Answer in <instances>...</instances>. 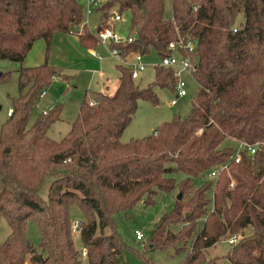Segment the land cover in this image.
Segmentation results:
<instances>
[{
    "label": "trees",
    "instance_id": "obj_1",
    "mask_svg": "<svg viewBox=\"0 0 264 264\" xmlns=\"http://www.w3.org/2000/svg\"><path fill=\"white\" fill-rule=\"evenodd\" d=\"M169 3L168 18L163 0H104L96 10V30L111 11L128 14L132 41L109 46L122 56L152 51L159 59L168 55L169 43L192 45L191 53L179 50L197 84L187 116L121 144L137 102L156 105L154 89L173 91L172 70L154 66L152 81L139 89L116 65L114 93L96 94L91 106L83 100L67 134L54 141L47 131L59 120L60 105L29 121L40 94L61 74L47 63L52 35L74 34L81 48L96 46L85 26L74 31L83 20L82 4L0 0V60L20 65L17 96L0 125V218L9 228L0 264H81L71 232L73 205L83 217L77 235L86 264H120L124 246L112 216L173 192V207L154 224L144 250H172L184 253L180 264H206V250L235 235L224 255L228 263L264 264V0ZM37 41L45 44L44 61L22 67ZM225 139L257 148L235 163L233 148L221 147ZM219 166L226 168L214 180L193 188L192 179ZM46 177L52 180L41 199ZM27 221L36 226L37 247L26 237Z\"/></svg>",
    "mask_w": 264,
    "mask_h": 264
},
{
    "label": "rangeland",
    "instance_id": "obj_2",
    "mask_svg": "<svg viewBox=\"0 0 264 264\" xmlns=\"http://www.w3.org/2000/svg\"><path fill=\"white\" fill-rule=\"evenodd\" d=\"M104 2V0H100ZM163 17H170L169 0H163ZM99 13L92 12L88 17H84L86 21V31L94 32L99 22ZM123 24H116V31L123 35L127 33L128 14L121 15ZM238 22H242V15H238ZM77 29V28H76ZM82 32V28L80 27ZM62 49L69 47V44L62 42ZM97 45V43H96ZM73 54V53H71ZM100 57V56H99ZM75 57L69 59L57 58L53 55L49 58V65H52L60 70L63 78L51 81L43 95L38 99L33 111V118L42 112H47L56 105H60L59 121L54 122L47 131V137L54 141L60 140L67 134L70 123L75 119L79 104L85 100L90 102L94 100L95 94L86 95L95 87L94 83L90 82V77L85 71L81 70L88 65L81 61H75ZM106 57H104L105 59ZM143 63L146 65L145 70L138 74V77L133 80L139 89H144L147 84L152 81L153 67L158 64V57L154 52L150 51L142 57ZM54 63H57L54 64ZM105 75L109 80V84L113 85L116 81V72L113 68L112 61L108 60ZM20 65L18 63L0 60V125L6 120V112L10 109V99L17 96V70ZM181 79L186 84V95L181 98H175L173 91L154 89L158 103L152 105L145 101H138L136 111L123 130L120 136V143L125 144L130 140L140 139L150 135L162 123L169 122L173 117L185 118L188 114L190 102L193 99L197 84L192 77L182 74ZM99 83V82H98ZM174 100V105L170 102ZM221 147H234V142L230 139H225L221 143ZM176 181L183 178L180 174L171 175ZM51 177H46L37 194L39 198L45 199L47 188L51 182ZM204 180H208L207 176L192 179L193 188L198 187ZM174 195L165 194L157 195L153 198V205H144L143 199L137 202L130 210L125 213H119L112 216L116 226V232L121 239L124 249L121 255L120 264H180L184 258V253L173 254L172 250H144L140 244L134 240V232H139L143 236V241L150 234L154 224L163 213L170 211L174 204ZM71 223L82 221L83 217L80 211L73 205L69 209ZM26 237L31 245L37 247L38 233L35 224L32 221L26 223ZM9 233V228L6 222L0 218V243L4 241ZM73 234L75 248L82 253V245L77 233ZM230 246L226 241H219L205 252L204 259L206 264H229L224 258ZM144 250V251H142ZM81 264H86L85 260L80 257Z\"/></svg>",
    "mask_w": 264,
    "mask_h": 264
},
{
    "label": "built area",
    "instance_id": "obj_3",
    "mask_svg": "<svg viewBox=\"0 0 264 264\" xmlns=\"http://www.w3.org/2000/svg\"><path fill=\"white\" fill-rule=\"evenodd\" d=\"M82 4L83 8V20L80 25L86 27V21L84 20V17H88L92 12L98 10L100 6L103 4L100 0H79ZM99 24V23H98ZM104 25L95 29L94 32H90L92 37L95 39L96 43L100 46H102L107 55L116 63V65H119L123 68H126L129 71L130 78L132 80H135L138 77V74L140 72H143L145 70L146 65L142 61V55L139 53H131L127 56H122L119 51L115 48H110L109 46L111 44H120V43H130L132 41V36H128L126 34H121L120 32L116 31L115 25L123 24L122 18L116 14V12L111 11V13H108L104 23ZM79 32V31H78ZM183 47V48H182ZM181 49L187 50L189 53L192 51V45L190 42H186L184 45L182 43H169L167 46L168 55L163 56L158 59V64L156 66L162 67L165 69L172 70V75L175 78V85L173 92L175 93V98H181L186 95V84L181 79L182 74H186L190 77H192V69H191V63L189 62L188 58L183 57L180 54ZM92 55H95L91 53ZM43 95V93L40 94L39 98ZM95 102L91 100L88 102V105H93ZM175 101L172 100L170 104L174 105ZM45 112H42L44 114ZM10 111L8 110L6 112V115H9ZM234 147H233V156L231 159L237 163L239 161V158L241 156V153L244 152L246 155L252 156L257 146H250L242 141H234ZM226 166H219L210 169L206 176L209 180H214L217 175L222 171L225 170ZM229 188H231V184L229 185ZM79 231V222H73L71 223V232L72 233H78ZM134 240L137 241L141 248L143 249L145 242L143 241V236L139 232H134L133 234ZM237 242V236L233 235L229 237L226 240V243L231 247ZM80 257L84 259L83 252L80 253ZM156 264V263H153Z\"/></svg>",
    "mask_w": 264,
    "mask_h": 264
},
{
    "label": "crops",
    "instance_id": "obj_4",
    "mask_svg": "<svg viewBox=\"0 0 264 264\" xmlns=\"http://www.w3.org/2000/svg\"><path fill=\"white\" fill-rule=\"evenodd\" d=\"M85 28L87 29V27ZM74 31L81 32L80 26L75 27ZM62 42H66V44H69V47H67L66 49H62L63 46L60 45ZM44 48L45 44L43 41L35 42L27 53V55L25 56L24 60L22 61L21 66L32 67L41 64L44 61ZM91 53L95 55H92ZM52 55L53 57H55V60L57 58L69 59L71 57H75V61L78 60L81 61L83 64L88 65V67H85L81 70L85 71V73L89 75L90 82L94 83L95 87L92 91L86 93V95L89 96L90 94H99L108 96L114 93L118 84V73L115 69L116 63L107 55L105 49L102 46L97 44L94 48L83 49L79 45L77 35L54 33L50 42V50L47 57L48 62L49 58ZM104 57L106 58L104 59ZM108 60L112 61L114 65L113 68L116 72V81L113 85H110L108 83L109 80L105 75L106 66L103 64V62L107 63ZM54 64L57 65V63ZM63 77L64 76L61 73L60 76L55 77L52 82Z\"/></svg>",
    "mask_w": 264,
    "mask_h": 264
},
{
    "label": "water",
    "instance_id": "obj_5",
    "mask_svg": "<svg viewBox=\"0 0 264 264\" xmlns=\"http://www.w3.org/2000/svg\"><path fill=\"white\" fill-rule=\"evenodd\" d=\"M179 197H180V196H179V194H177V196H176V199L178 200V199H179Z\"/></svg>",
    "mask_w": 264,
    "mask_h": 264
}]
</instances>
